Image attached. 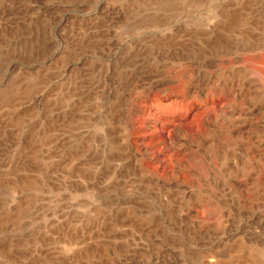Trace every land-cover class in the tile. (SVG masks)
I'll list each match as a JSON object with an SVG mask.
<instances>
[{
	"label": "rangeland",
	"instance_id": "rangeland-1",
	"mask_svg": "<svg viewBox=\"0 0 264 264\" xmlns=\"http://www.w3.org/2000/svg\"><path fill=\"white\" fill-rule=\"evenodd\" d=\"M0 264H264V0H0Z\"/></svg>",
	"mask_w": 264,
	"mask_h": 264
}]
</instances>
